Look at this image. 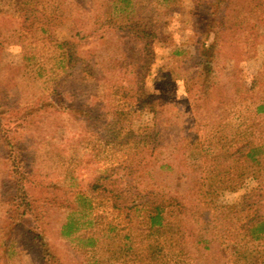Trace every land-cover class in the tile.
<instances>
[{"label": "rangeland", "instance_id": "1", "mask_svg": "<svg viewBox=\"0 0 264 264\" xmlns=\"http://www.w3.org/2000/svg\"><path fill=\"white\" fill-rule=\"evenodd\" d=\"M54 1L43 0L44 7L40 9L50 8ZM182 1L177 13L170 18L155 2L145 3L146 14L155 15L158 22L152 29L156 37L153 46L160 50L155 63L167 65L169 49H181L184 55L175 60L174 82L168 88L146 80L145 93L155 99L167 90L168 102L157 116L137 112L132 127L135 135L126 141L124 149L116 148L109 153L101 172L115 171L113 182L122 187L135 185L142 190L156 185L180 200L183 208L173 221L182 225L188 243L183 248L182 264H233L223 254V246L238 225L216 217L202 192H194L193 187L232 169L238 141L235 130L240 126L250 129L249 135L255 136L257 146L264 145V114L257 113L258 106L264 103V0H256L252 8L259 11L250 17H246L244 11L238 14L241 10L236 6L231 9L228 27L233 30L221 40L217 67L219 86L213 93L214 102L197 106L187 101L185 89L197 73L194 70L198 61L194 49L197 29L191 26L194 21L190 25L185 21L189 13L202 7L204 0ZM98 2L87 0L86 6L95 10ZM92 25L85 22L84 31L89 40L79 47L82 59L87 58V52L92 54L87 60L91 69L87 68V63L81 64L74 78L57 82L58 87L45 83L44 77L48 75L39 71V65H47L52 62L47 61L57 58L56 45L49 44L37 28L30 34L20 35L17 24L6 22L0 27V105H5L11 113L26 106L44 107L35 116L36 125L16 137L23 155L28 158L30 169L27 170L31 175L28 191L36 213L41 216L37 214L39 221L31 218L23 221L12 235L10 245L7 243L11 226L10 201L15 194L10 186L6 151L0 144V250L8 248L1 264H44L39 247L25 244L26 233L32 228L35 233L42 231L48 237L51 250L61 259V264H88L92 258L90 251L79 249L72 240L60 238L61 227L77 209V196H89V185L95 178L93 173L84 172L76 183H70L64 172L57 169L59 155L65 153L67 157L71 147L85 139L84 127L73 120L66 109L80 101L89 107L109 102L119 83L138 81L137 69L143 56L132 38L121 39L106 28H92ZM58 32L56 28L51 29L57 39ZM44 50L48 53L42 52ZM85 71L91 73L90 78ZM254 79L258 80L257 92L249 94L247 91ZM53 91H57L61 100L57 96L53 98ZM49 98L55 100L51 107L44 103ZM156 125L161 133L158 150H145L144 135L151 134ZM165 164L170 170L163 172L161 166ZM236 187L237 193L231 199L237 207L243 208L244 199L254 185L238 182ZM94 205H97L94 215L106 217V202L99 199Z\"/></svg>", "mask_w": 264, "mask_h": 264}, {"label": "trees", "instance_id": "2", "mask_svg": "<svg viewBox=\"0 0 264 264\" xmlns=\"http://www.w3.org/2000/svg\"><path fill=\"white\" fill-rule=\"evenodd\" d=\"M98 1V6L95 5V10H92L86 6L87 0H55L48 9H40L44 7L43 0H0V27L6 22L17 24L20 35L30 34L37 28L49 44L56 45L54 53L57 58L47 61H52L47 65H39V71L48 75L44 77L45 83L51 82L58 87L57 82L73 79L81 64L86 65L92 57L87 52V58L82 59L79 52V47L86 45L89 40L84 31L85 22L93 24L92 28H106L121 39L132 38L141 48L140 56L143 54L137 69L138 81L119 83L109 102L102 101L103 104L101 102L99 106L89 107L80 101L66 109L73 120L84 127L85 139L71 147L67 157L65 153L59 155L57 169L64 172L66 181L70 183H76L78 176L84 172L93 173L95 178L89 185V196H77V209L61 227L60 238L72 240L79 249L90 251L92 258L88 264H182L183 248L188 243L182 225L173 221V217L183 208L180 200L156 185L142 190L135 185H117L113 182L115 171L102 173L101 168L112 150L124 149L126 141L129 142L135 135L132 127L137 112H149L157 116L158 111L164 109L168 102L165 99L167 90L154 99L145 93L144 83L152 80L168 88L174 82L175 60L184 55L181 49H169L168 64L158 66L155 63L160 50L153 46L156 37L152 29L158 22L155 15L146 14L145 3L155 2L157 6L163 7L160 11L167 13L166 17L170 18L177 13L183 1ZM255 3L256 0H204L200 9L185 15L187 21L182 19L186 25L194 21L191 26L195 25L197 29L194 45L198 53L194 67L197 73L185 85L189 97L187 101L191 105L214 102L213 93L219 86L217 67L221 40L233 30L228 27L230 11L236 6L241 10L238 14L244 11L246 17H250L259 11L256 7L252 8ZM55 28L59 30L58 39L55 33L54 36L51 33V29ZM42 52L48 53L45 50ZM86 66L91 69L90 64ZM47 68L51 70L48 73ZM85 73L91 77L89 71ZM257 88L258 80L254 79L247 93H256ZM55 96L61 100L57 91H53V98ZM53 102L55 100L49 98L44 103L51 107ZM60 102L63 104V101ZM43 109L26 106L11 113L5 105H0V144L6 151L10 186L15 194L10 201L9 245L12 244V235L23 221L29 218L39 221L40 218L28 191L31 180L27 170L30 169L27 166L28 158L23 155L24 151L16 137L36 125L35 116ZM257 113L264 114V103L258 106ZM156 127L151 134L144 135L143 149L158 150L161 133ZM235 132L238 141L232 169L195 184L193 190L202 192L216 217L238 225L236 231L228 235L223 246V254L227 259L233 264H264V145L257 146L255 136L249 135L250 129L245 130L240 126ZM168 166H161V171L170 170ZM238 182L254 185L244 199L243 208L237 207L231 199L237 193ZM99 199L106 202V217L94 215L97 208L94 204ZM34 231L33 228L28 230L25 244L39 247L44 264H61V259L51 250L48 237L42 231L36 230L38 234ZM1 251L0 264L7 256L8 248Z\"/></svg>", "mask_w": 264, "mask_h": 264}]
</instances>
